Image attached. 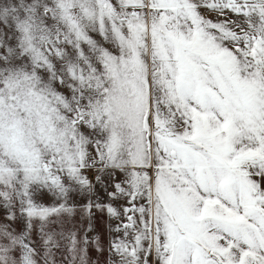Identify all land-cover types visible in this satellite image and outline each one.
<instances>
[{
  "label": "snow or ice",
  "instance_id": "1",
  "mask_svg": "<svg viewBox=\"0 0 264 264\" xmlns=\"http://www.w3.org/2000/svg\"><path fill=\"white\" fill-rule=\"evenodd\" d=\"M0 264H264V0H0Z\"/></svg>",
  "mask_w": 264,
  "mask_h": 264
},
{
  "label": "rangeland",
  "instance_id": "2",
  "mask_svg": "<svg viewBox=\"0 0 264 264\" xmlns=\"http://www.w3.org/2000/svg\"><path fill=\"white\" fill-rule=\"evenodd\" d=\"M100 229H101V231L103 230V221H100ZM104 239H105V242H106V234H105V237H104ZM93 258H95V254L93 253Z\"/></svg>",
  "mask_w": 264,
  "mask_h": 264
}]
</instances>
